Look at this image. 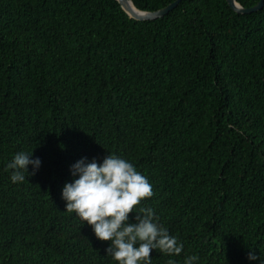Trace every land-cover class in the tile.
I'll return each mask as SVG.
<instances>
[{"label": "trees", "instance_id": "16d2710c", "mask_svg": "<svg viewBox=\"0 0 264 264\" xmlns=\"http://www.w3.org/2000/svg\"><path fill=\"white\" fill-rule=\"evenodd\" d=\"M21 150L41 164L13 184ZM108 152L148 178L142 204L183 242L177 264H260L264 7L182 0L138 20L118 0H0V264H115L61 198L72 163Z\"/></svg>", "mask_w": 264, "mask_h": 264}, {"label": "clouds", "instance_id": "9594fccd", "mask_svg": "<svg viewBox=\"0 0 264 264\" xmlns=\"http://www.w3.org/2000/svg\"><path fill=\"white\" fill-rule=\"evenodd\" d=\"M41 160L32 151H17L4 165L9 181L22 183L26 176L39 169ZM29 165L32 172H29ZM73 179L65 182L61 198L65 211L86 222L96 238L109 241L105 255L115 264H152L150 251L168 256L167 264H177L172 257L179 256L184 244L177 236L158 222L154 210L142 201L153 195L148 178L128 159L109 153L101 161L80 157L69 166ZM134 213L131 217L129 214ZM249 261L257 254L247 253ZM196 254L185 255L182 264H194ZM260 264L264 260L260 258Z\"/></svg>", "mask_w": 264, "mask_h": 264}, {"label": "water", "instance_id": "95a60500", "mask_svg": "<svg viewBox=\"0 0 264 264\" xmlns=\"http://www.w3.org/2000/svg\"><path fill=\"white\" fill-rule=\"evenodd\" d=\"M125 11L133 18L138 20H154L161 18L168 14L171 10L176 8L182 0H174L165 7L157 10H141L132 0H118ZM234 10L239 13H251L264 7V0H259L258 3L252 6H244L237 2V0H227Z\"/></svg>", "mask_w": 264, "mask_h": 264}]
</instances>
